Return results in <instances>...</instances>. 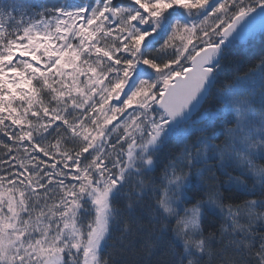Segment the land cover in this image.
<instances>
[{
	"label": "snow or ice",
	"instance_id": "snow-or-ice-1",
	"mask_svg": "<svg viewBox=\"0 0 264 264\" xmlns=\"http://www.w3.org/2000/svg\"><path fill=\"white\" fill-rule=\"evenodd\" d=\"M257 23L264 0H0V264H264V56L258 94L213 93Z\"/></svg>",
	"mask_w": 264,
	"mask_h": 264
},
{
	"label": "trees",
	"instance_id": "trees-1",
	"mask_svg": "<svg viewBox=\"0 0 264 264\" xmlns=\"http://www.w3.org/2000/svg\"><path fill=\"white\" fill-rule=\"evenodd\" d=\"M52 4L58 0H50ZM264 56V32L257 39L250 40L246 45L238 44L229 47L228 58L224 61V71L219 78L213 93L221 86L231 83L238 78L255 73V89L260 91V58ZM207 107V104L204 105ZM264 163V161H257Z\"/></svg>",
	"mask_w": 264,
	"mask_h": 264
},
{
	"label": "water",
	"instance_id": "water-1",
	"mask_svg": "<svg viewBox=\"0 0 264 264\" xmlns=\"http://www.w3.org/2000/svg\"><path fill=\"white\" fill-rule=\"evenodd\" d=\"M259 29H261V27H260V25H259V23H257V25H256V27L254 28V30L251 32V33H256ZM250 33V34H251ZM250 34L249 35H247L244 39H242V40H240V39H238L239 41H246V39L250 36Z\"/></svg>",
	"mask_w": 264,
	"mask_h": 264
},
{
	"label": "rangeland",
	"instance_id": "rangeland-1",
	"mask_svg": "<svg viewBox=\"0 0 264 264\" xmlns=\"http://www.w3.org/2000/svg\"><path fill=\"white\" fill-rule=\"evenodd\" d=\"M189 67V66H188ZM113 103H115V101H113ZM129 111H131V109L129 110ZM115 123V122H114Z\"/></svg>",
	"mask_w": 264,
	"mask_h": 264
}]
</instances>
